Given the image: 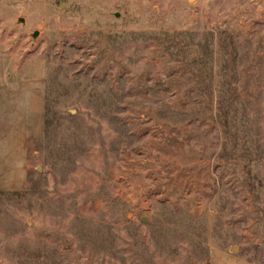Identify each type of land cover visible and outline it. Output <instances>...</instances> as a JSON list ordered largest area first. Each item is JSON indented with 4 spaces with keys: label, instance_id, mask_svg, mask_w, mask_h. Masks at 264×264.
Masks as SVG:
<instances>
[{
    "label": "rangeland",
    "instance_id": "1",
    "mask_svg": "<svg viewBox=\"0 0 264 264\" xmlns=\"http://www.w3.org/2000/svg\"><path fill=\"white\" fill-rule=\"evenodd\" d=\"M19 98L0 264H264V0H0Z\"/></svg>",
    "mask_w": 264,
    "mask_h": 264
},
{
    "label": "crops",
    "instance_id": "2",
    "mask_svg": "<svg viewBox=\"0 0 264 264\" xmlns=\"http://www.w3.org/2000/svg\"><path fill=\"white\" fill-rule=\"evenodd\" d=\"M21 102L22 98H19V103L10 107V109H5V113L3 112V109L0 108V138L5 142L4 152L8 150L9 155L11 156V160H9L11 163L9 162L8 169H5L7 173L5 176L10 177L8 181L12 180L17 182H19L21 175L24 174L25 169L23 151L25 149L27 127H32L33 124L35 125L36 123L32 122L31 124H28L26 121V113L25 111L23 113ZM40 119L41 114L39 113L38 122ZM11 149L15 152L12 153L10 151ZM21 152L23 153L21 154ZM3 157H1V159Z\"/></svg>",
    "mask_w": 264,
    "mask_h": 264
},
{
    "label": "water",
    "instance_id": "3",
    "mask_svg": "<svg viewBox=\"0 0 264 264\" xmlns=\"http://www.w3.org/2000/svg\"><path fill=\"white\" fill-rule=\"evenodd\" d=\"M22 19H23V18H20L21 21H22ZM36 34H37V31H35V32L33 33V35H36ZM233 250H236V246L233 247Z\"/></svg>",
    "mask_w": 264,
    "mask_h": 264
}]
</instances>
